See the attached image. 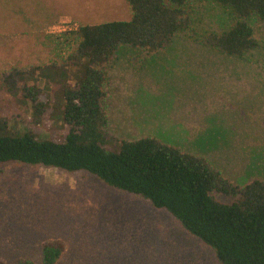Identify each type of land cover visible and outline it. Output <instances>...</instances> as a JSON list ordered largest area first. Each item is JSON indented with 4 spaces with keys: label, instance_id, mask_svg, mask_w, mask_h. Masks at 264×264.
Returning a JSON list of instances; mask_svg holds the SVG:
<instances>
[{
    "label": "rangeland",
    "instance_id": "1",
    "mask_svg": "<svg viewBox=\"0 0 264 264\" xmlns=\"http://www.w3.org/2000/svg\"><path fill=\"white\" fill-rule=\"evenodd\" d=\"M194 26L221 31L230 15L214 2L194 4ZM130 18L125 0H0V77L33 71L26 82L43 92L36 116L20 90L0 78V116L8 131L39 140L62 139V90L83 76L56 69L73 51L67 32ZM257 50L234 59L185 35L159 52L121 48L98 68L105 72L107 151L121 141L153 137L206 157L230 182L264 178V23L250 21ZM44 68H47L44 70ZM59 70V82L51 73ZM25 82V80H24ZM62 241L55 264H219L211 248L167 212L116 190L84 171L6 164L0 172V260L43 264L42 247Z\"/></svg>",
    "mask_w": 264,
    "mask_h": 264
},
{
    "label": "trees",
    "instance_id": "2",
    "mask_svg": "<svg viewBox=\"0 0 264 264\" xmlns=\"http://www.w3.org/2000/svg\"><path fill=\"white\" fill-rule=\"evenodd\" d=\"M125 1L129 20L80 25L67 32L75 38L73 51L62 64L47 66L60 70L85 60L81 79L61 93L64 138L39 140L30 133H10L0 116V172L10 163L87 172L169 213L188 234L212 249L219 264H264V178L233 184L206 157L153 137L121 141L117 151H107L106 78L98 68L121 48L139 54L159 52L179 35L243 59L260 46L250 21L264 23V0ZM201 2L216 3L230 15V24L221 31L197 29L194 4ZM32 69L12 68L0 78L7 93L20 90L40 116L47 103L42 90L26 82L29 73L40 67ZM59 70L51 73L56 82ZM63 251L62 241H48L42 247L43 264H55ZM0 264L33 262L18 258Z\"/></svg>",
    "mask_w": 264,
    "mask_h": 264
}]
</instances>
